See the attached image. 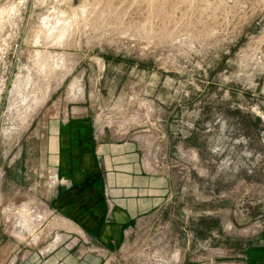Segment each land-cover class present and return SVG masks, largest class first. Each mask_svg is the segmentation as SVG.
<instances>
[{"label":"rangeland","instance_id":"374dc122","mask_svg":"<svg viewBox=\"0 0 264 264\" xmlns=\"http://www.w3.org/2000/svg\"><path fill=\"white\" fill-rule=\"evenodd\" d=\"M0 107V264H263L264 0H0ZM59 119L133 146L160 204H55Z\"/></svg>","mask_w":264,"mask_h":264},{"label":"crops","instance_id":"0c3cea01","mask_svg":"<svg viewBox=\"0 0 264 264\" xmlns=\"http://www.w3.org/2000/svg\"><path fill=\"white\" fill-rule=\"evenodd\" d=\"M73 120L59 119L52 122L48 130L46 164L42 166L40 173L48 175L51 180L49 195L52 199L57 198L54 203L73 194L75 188L82 189L88 194L85 197L88 198L87 201H92L91 205L96 203L100 204L99 208L105 207L103 215L109 214L121 226L155 209L161 202L159 196L163 185L159 178L143 173L133 146L113 141L111 134L94 146L84 147L85 142L74 137L81 127H74L73 124H82L87 131L86 138L93 132L92 125L81 119ZM68 126L72 127L73 132L66 131ZM68 139L70 143L67 144ZM27 154L26 149H23V155ZM22 171L24 174L33 172L26 166ZM92 188L94 193L99 191L98 198L94 200ZM73 199L74 196L68 204Z\"/></svg>","mask_w":264,"mask_h":264},{"label":"bare ground","instance_id":"6f19581e","mask_svg":"<svg viewBox=\"0 0 264 264\" xmlns=\"http://www.w3.org/2000/svg\"><path fill=\"white\" fill-rule=\"evenodd\" d=\"M6 11V10H5Z\"/></svg>","mask_w":264,"mask_h":264}]
</instances>
